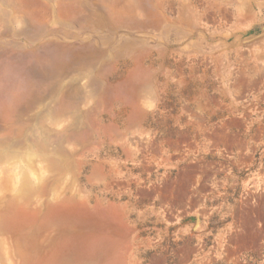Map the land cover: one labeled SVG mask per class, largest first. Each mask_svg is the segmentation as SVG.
Listing matches in <instances>:
<instances>
[{
	"label": "rangeland",
	"instance_id": "374dc122",
	"mask_svg": "<svg viewBox=\"0 0 264 264\" xmlns=\"http://www.w3.org/2000/svg\"><path fill=\"white\" fill-rule=\"evenodd\" d=\"M0 264H264V0H0Z\"/></svg>",
	"mask_w": 264,
	"mask_h": 264
}]
</instances>
